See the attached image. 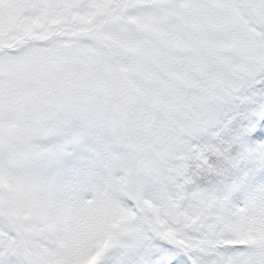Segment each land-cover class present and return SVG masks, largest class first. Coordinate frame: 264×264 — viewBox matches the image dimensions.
<instances>
[{
  "label": "snow or ice",
  "instance_id": "snow-or-ice-1",
  "mask_svg": "<svg viewBox=\"0 0 264 264\" xmlns=\"http://www.w3.org/2000/svg\"><path fill=\"white\" fill-rule=\"evenodd\" d=\"M0 264H264V0H0Z\"/></svg>",
  "mask_w": 264,
  "mask_h": 264
}]
</instances>
